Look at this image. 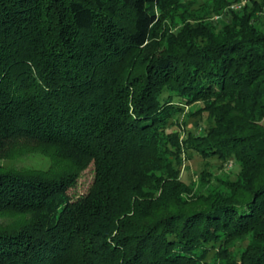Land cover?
Segmentation results:
<instances>
[{
	"label": "trees",
	"instance_id": "1",
	"mask_svg": "<svg viewBox=\"0 0 264 264\" xmlns=\"http://www.w3.org/2000/svg\"><path fill=\"white\" fill-rule=\"evenodd\" d=\"M170 1L0 0V264H264V4L161 47Z\"/></svg>",
	"mask_w": 264,
	"mask_h": 264
},
{
	"label": "rangeland",
	"instance_id": "2",
	"mask_svg": "<svg viewBox=\"0 0 264 264\" xmlns=\"http://www.w3.org/2000/svg\"><path fill=\"white\" fill-rule=\"evenodd\" d=\"M258 1L264 4V0ZM217 2L220 4L222 3V0H171L170 2H168L169 6L163 11L165 13L162 16L160 24L161 27L159 29L160 34H158L157 36V44L161 47H164L168 41L167 36L169 35V33H177L183 28H189L205 21H219L221 18L216 13L215 9V6L218 4ZM246 2L247 0H238L236 1V3L232 4V6L235 7V9H239L242 8V6L246 4ZM217 24H219V22ZM197 104L200 103L197 102ZM193 107L195 106L193 105ZM201 116H203V124H207V118L205 117V115H191L189 116V118H184L186 121V127L193 129V121ZM179 117H182V115H180ZM259 123L264 125V119ZM2 155L3 153H0V161L4 162L6 161V159L1 158ZM187 155L182 165V179L187 182L192 181V184L196 187L197 192L207 190L211 185L212 178L210 179V182L204 183H202V181L199 179L198 174L200 173L202 168L206 167L214 172L215 175L222 177L227 176V174H229L228 171H230V174H232V176L234 177L235 174L238 173L240 168L239 164L233 159L229 160L228 162L226 161L225 163H223V165L220 166V160L211 157L208 164L206 165L203 162L204 160H202L198 155L193 158H189ZM13 162L15 164L14 166L20 169H26L28 167L29 169L46 168L50 163L49 157L43 154V152L35 151L29 153L27 152V150L25 152H22V154L18 156ZM230 162H233L232 165H230ZM61 165L62 164H60L58 167H60ZM93 176L94 171L93 165L91 164L89 165V167L84 169L80 178L78 179L77 184L70 189V194L73 198H77L80 194L85 193L89 189L93 180ZM2 223H5V220H0V224ZM241 244V241L239 243H236V250L241 249V247H239L241 246Z\"/></svg>",
	"mask_w": 264,
	"mask_h": 264
}]
</instances>
